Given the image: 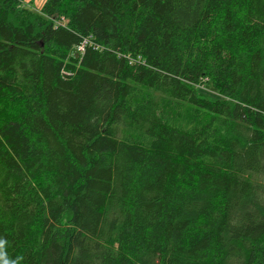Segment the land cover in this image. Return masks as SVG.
<instances>
[{
	"label": "trees",
	"instance_id": "trees-1",
	"mask_svg": "<svg viewBox=\"0 0 264 264\" xmlns=\"http://www.w3.org/2000/svg\"><path fill=\"white\" fill-rule=\"evenodd\" d=\"M0 240L264 264V0H0Z\"/></svg>",
	"mask_w": 264,
	"mask_h": 264
},
{
	"label": "rangeland",
	"instance_id": "rangeland-1",
	"mask_svg": "<svg viewBox=\"0 0 264 264\" xmlns=\"http://www.w3.org/2000/svg\"><path fill=\"white\" fill-rule=\"evenodd\" d=\"M43 2L44 0H23V3L34 11H39ZM201 87L205 89L207 92H209L210 94L211 93L213 94L215 92L210 86H204L202 84ZM210 96L214 97L213 95H210Z\"/></svg>",
	"mask_w": 264,
	"mask_h": 264
},
{
	"label": "clouds",
	"instance_id": "clouds-1",
	"mask_svg": "<svg viewBox=\"0 0 264 264\" xmlns=\"http://www.w3.org/2000/svg\"><path fill=\"white\" fill-rule=\"evenodd\" d=\"M4 243H5V241L0 240V247H2V245H3ZM0 255H2V253H0ZM17 259H18V260H19V259H22V257H18ZM4 264H16V261H11V262L5 261Z\"/></svg>",
	"mask_w": 264,
	"mask_h": 264
},
{
	"label": "built area",
	"instance_id": "built-area-1",
	"mask_svg": "<svg viewBox=\"0 0 264 264\" xmlns=\"http://www.w3.org/2000/svg\"><path fill=\"white\" fill-rule=\"evenodd\" d=\"M85 45H86L85 41L82 42V43L78 46V50L82 51V50L84 49Z\"/></svg>",
	"mask_w": 264,
	"mask_h": 264
}]
</instances>
